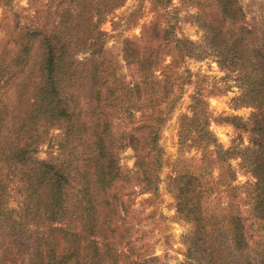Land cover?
<instances>
[{
    "label": "trees",
    "instance_id": "obj_1",
    "mask_svg": "<svg viewBox=\"0 0 264 264\" xmlns=\"http://www.w3.org/2000/svg\"><path fill=\"white\" fill-rule=\"evenodd\" d=\"M0 1V264H154L141 226L157 197L161 130L187 83L159 72L167 56L174 68L213 57L238 78L234 102L252 110L243 123L214 118L249 134L239 149L217 141L200 96L178 119L166 184L188 225L182 264H264V31L248 26L239 0H180L197 41L160 18L171 0H151L154 17L121 43L128 78L99 26L126 0H59L28 20ZM53 130L58 151L39 158ZM128 148L132 170L120 163ZM234 159L251 180L235 183Z\"/></svg>",
    "mask_w": 264,
    "mask_h": 264
},
{
    "label": "rangeland",
    "instance_id": "obj_2",
    "mask_svg": "<svg viewBox=\"0 0 264 264\" xmlns=\"http://www.w3.org/2000/svg\"><path fill=\"white\" fill-rule=\"evenodd\" d=\"M59 0H13L14 10L20 12L24 19L33 16V9L37 6L53 8ZM242 5L246 21L250 28L264 31V0H239ZM194 10L180 0H171L166 9L158 11L161 19H171L175 23L178 36H186L197 41L202 36V31L191 22L188 14ZM156 13L152 10L151 0H126L124 4L113 11L99 25L105 33V46L108 51L122 65V72L128 78L127 68L123 66L120 56L122 40L126 37H134L139 34L143 24L148 23ZM28 19H26V18ZM3 8L0 1V36L2 32ZM2 24V25H1ZM159 72L171 73L177 71L186 77L187 83L182 86L178 102L171 112L168 120L161 130L159 145L163 151V163L159 171V183L155 204L146 206L145 218L142 221L145 241L140 245V251L145 250L157 259L154 264H182L184 262L186 247L182 243V237L188 231V225L178 219L174 211V199L167 189V179L172 171V162L177 155V129L180 115L190 112L192 97L200 96L208 104V110L212 114L210 130L214 133L217 141L224 147L235 146L237 149L246 146L249 142V134L236 129L230 122L216 121L219 117L236 116L240 122H246L250 116L251 108L241 106L234 102L233 98L239 94V81L235 72L221 70L215 59L211 56L204 59L186 58L180 66H170V58L167 56L159 67ZM59 131L53 130L50 138L46 140L37 152L39 158H45L51 151L56 153L58 147L55 144V136ZM190 154L194 150L189 151ZM120 163L123 169L132 170L134 165L133 151L128 148L121 152ZM240 160H231V165L236 172V184H243L251 180L249 173L240 167ZM137 191L138 189L135 188ZM147 195H135L134 208L140 207L139 201ZM16 199L8 197L9 207H15ZM243 207V206H242ZM152 212L154 218L146 216ZM143 215V217H144ZM141 263V260H136Z\"/></svg>",
    "mask_w": 264,
    "mask_h": 264
}]
</instances>
